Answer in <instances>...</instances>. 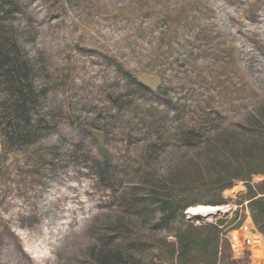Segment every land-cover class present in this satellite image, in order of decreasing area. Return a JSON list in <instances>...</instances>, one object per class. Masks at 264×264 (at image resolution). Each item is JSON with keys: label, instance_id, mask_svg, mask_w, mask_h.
Masks as SVG:
<instances>
[{"label": "rangeland", "instance_id": "rangeland-1", "mask_svg": "<svg viewBox=\"0 0 264 264\" xmlns=\"http://www.w3.org/2000/svg\"><path fill=\"white\" fill-rule=\"evenodd\" d=\"M0 48L30 67L40 130L0 135V264H172L176 233L218 222L217 264H264L243 181L168 228L131 207L218 166L186 130L264 132V0H0Z\"/></svg>", "mask_w": 264, "mask_h": 264}, {"label": "trees", "instance_id": "trees-1", "mask_svg": "<svg viewBox=\"0 0 264 264\" xmlns=\"http://www.w3.org/2000/svg\"><path fill=\"white\" fill-rule=\"evenodd\" d=\"M0 80L7 86L8 95L3 99L0 112V135L13 144L33 142L38 131L34 125L33 111L39 102V95L32 89L29 65H19L18 57L3 53L0 48ZM122 70V69H121ZM6 91V92H7ZM264 126V123H263ZM245 130H252L248 127ZM256 129V128H255ZM254 130V129H253ZM186 147H198L208 155L219 159L214 169H202L201 179L188 183L180 192L169 184L162 183L160 188H152V204L146 199H135L131 207L140 206L139 210L153 209L156 205L160 214L158 226L168 228L178 217L186 221V211L190 207L205 205H223L228 203L222 193L232 188L237 181H243L246 187L241 193L239 203L247 202L254 224L264 232V180L254 182L257 175L264 176V132L236 141L226 137L225 146H218L219 136L211 135L201 128H190L184 132ZM225 133V132H224ZM237 138V137H236ZM223 142V141H222ZM217 146L211 150V146ZM222 153V154H221ZM212 193L211 199H193L202 193ZM218 194L216 196V194ZM216 196V197H215ZM152 206V207H151ZM222 223H187L176 233L173 243L172 264H217L220 253ZM134 244V243H133ZM117 264H150L144 261L117 262ZM154 264V263H153ZM157 264V263H156Z\"/></svg>", "mask_w": 264, "mask_h": 264}, {"label": "bare ground", "instance_id": "bare-ground-1", "mask_svg": "<svg viewBox=\"0 0 264 264\" xmlns=\"http://www.w3.org/2000/svg\"><path fill=\"white\" fill-rule=\"evenodd\" d=\"M222 207L218 206H197L194 208H189L188 213L189 214H195V216H200V214H213L219 210H221Z\"/></svg>", "mask_w": 264, "mask_h": 264}]
</instances>
